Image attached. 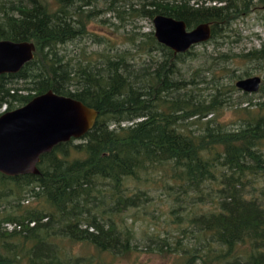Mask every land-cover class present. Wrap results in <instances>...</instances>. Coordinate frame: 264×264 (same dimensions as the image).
<instances>
[{"label":"rangeland","instance_id":"rangeland-1","mask_svg":"<svg viewBox=\"0 0 264 264\" xmlns=\"http://www.w3.org/2000/svg\"><path fill=\"white\" fill-rule=\"evenodd\" d=\"M198 1L224 10L213 23L191 19L189 29L210 26L211 40L177 54L158 41L154 19L163 14L152 12L183 7L185 2L196 6ZM219 2L0 0V41L26 42L37 27L54 35L36 49L19 78L2 79L5 88L24 99L37 95V83L59 82L62 96L80 95L99 113L89 133L71 144H59L56 160L66 170L71 147L79 152L74 156L86 157L72 163V182L81 202L88 201L85 212L99 227L130 243L129 254L116 264H264V171L257 170L264 162V136L239 150L232 166L216 163L218 157L207 151L201 156L208 173L194 177L181 171L191 162L186 156L192 138L204 135L207 128L242 134L261 120L264 131V0ZM116 77L119 93L103 96ZM252 77L261 79L258 91L236 88L237 81ZM167 80L180 86L171 89ZM138 98L141 103L134 105ZM7 99L12 110L23 106ZM200 102L213 103L214 113L190 116L189 106ZM6 108L9 103L0 113ZM122 129H142L141 143L121 154L117 163L98 161L104 144ZM171 149L180 152L179 158ZM36 179L8 182L13 190H0V232L47 220L39 197L42 203L56 195L57 185L43 187ZM19 207H28L25 220L23 210L15 211ZM49 212L58 222L61 214ZM225 214H235L240 222L239 241L232 249L227 246L225 228L231 225ZM67 224L64 220L59 226ZM90 227L81 225L94 231ZM76 252L84 250L77 246Z\"/></svg>","mask_w":264,"mask_h":264},{"label":"trees","instance_id":"trees-1","mask_svg":"<svg viewBox=\"0 0 264 264\" xmlns=\"http://www.w3.org/2000/svg\"><path fill=\"white\" fill-rule=\"evenodd\" d=\"M185 3L186 5L183 7L176 6L174 9L168 8L165 11L159 8L152 13L163 14L176 19L185 20L189 25H192L190 22L191 19L198 22H214L219 20L221 16V9L218 7L206 8L203 3L200 5V1L197 2L196 6L189 5L187 2ZM35 22L39 23L38 21ZM43 31L44 30L41 27H37L27 38L28 41H32L36 45V49H42V47L46 45L47 40L54 37L53 34L48 35ZM260 53H262V51H260ZM160 70L165 69L161 66ZM20 76L21 75L17 74L0 76V92H2V95L0 96V108L3 104L7 105L9 103V108L7 110L12 111L11 106L13 104L7 99L9 97L12 98V101L14 100V102L19 100L24 106L36 96L42 95L50 90L58 95H63V85L59 82L48 84L47 81L37 83V95L25 97L24 99H17L15 92L12 94V91L5 88V85L1 82L2 79H14L19 78ZM118 83L119 81L116 77L112 86L108 89L109 92H105L103 96L106 97L109 93L113 95L119 93L120 86H118ZM166 85H172L171 89L180 86L179 82L173 83L171 80H167ZM71 98L88 105L85 99L80 95L71 96ZM139 103H141L139 98L133 101L134 105ZM214 107L215 105L213 103L205 106L200 102V104L189 106V113L190 116L200 115L202 118H205L207 114L214 113ZM133 120H131V122ZM139 122L140 121L132 123L141 126L143 123L139 124ZM260 124L261 120H258L255 123L256 127H253L248 132L242 134H226L219 129L213 130L207 128L204 135L192 138L193 147L186 156L191 162L182 165L181 171H189L194 177L199 174L208 173L209 166L204 162L201 156L202 153L207 151L218 157L216 163L221 162L223 165L232 166L234 162L233 157L237 155L239 150L248 149V145L253 139L264 136V131L261 130ZM142 129L131 132L127 129H122L120 133L112 134L109 141L104 144L103 151L98 155V161L101 159L113 160L115 163L119 162L121 154L132 151L135 145L141 143ZM148 145L150 146V144ZM61 148L62 145H59L52 151V153L46 154L42 157L39 166V175L7 177L0 174V190H13L11 184L8 182L29 180L35 177L37 178V183L43 187L50 184L57 185L56 191L58 192H56V195L47 198V200L42 203L40 201L44 199L39 197L38 202L40 208H42L40 211L49 216L46 217L47 220L45 222L39 220L38 222H35L33 226H30L29 224H19L11 232H0V264H116L121 257L129 254L130 243L124 242L116 232L102 230L95 217H93L90 212L89 215L84 210V206L88 201L83 203L84 201L81 199L82 196L77 192L75 189L76 186H74L72 181L76 174L73 164H75L76 161L83 162L86 157L78 158V156H74V154H79V152L71 147L70 154L65 159L68 167L66 170H62L58 160H56V152ZM172 152L176 155V158H179V151L176 152L175 150H172ZM257 170L264 171V162L259 163ZM81 172H85V175L88 174L86 169H82ZM65 195H68L70 199L66 200ZM21 210L25 212L23 217L25 220L29 214L28 207L15 208L16 212ZM53 210L61 214L58 222L55 214L49 212ZM9 217L11 218L10 215ZM224 217L227 219L228 224L231 225V227L225 229H227V246L232 249L239 241L238 235L240 232V222L237 221L235 214H225ZM43 219H45V216H43ZM74 219L75 221H73ZM64 220H68L69 224L62 228L59 224ZM196 221L199 223L198 225L202 223V219ZM83 223L89 224L91 226L90 228H94V231H89L87 228L85 230L81 229ZM206 223L207 221L204 222V225ZM18 227L19 229H17ZM51 230L55 231V233L50 234ZM77 246H80L81 250H84V252H76ZM235 264L240 263L235 262ZM255 264H260V262H256Z\"/></svg>","mask_w":264,"mask_h":264},{"label":"water","instance_id":"water-1","mask_svg":"<svg viewBox=\"0 0 264 264\" xmlns=\"http://www.w3.org/2000/svg\"><path fill=\"white\" fill-rule=\"evenodd\" d=\"M158 41L176 53L211 38L207 24L188 32L187 25L167 16L154 19ZM32 41H0V76L18 74L34 58ZM259 77L239 80L237 88L258 91ZM99 113L71 97L48 91L26 105L0 115V174L7 177L39 175L42 157L62 143L82 138L92 129Z\"/></svg>","mask_w":264,"mask_h":264},{"label":"flooded vegetation","instance_id":"flooded-vegetation-1","mask_svg":"<svg viewBox=\"0 0 264 264\" xmlns=\"http://www.w3.org/2000/svg\"><path fill=\"white\" fill-rule=\"evenodd\" d=\"M217 1H221V2H219V3H221V5H226L227 4V0H217ZM221 10H224L223 8H220ZM170 17V16H169ZM171 18H174V17H171ZM174 19H176V18H174ZM176 20H178V21H183V22H185V24L187 25L188 23L185 21V20H180V19H176ZM211 23H213V22H211ZM201 25H203V24H201ZM196 27H194L193 29H189L188 28V26H187V31L188 30H194V29H196L198 26H200V25H195ZM188 32H190V31H188ZM211 37H212V30H211ZM211 40V38L209 39V40H207V41H205V43L206 42H208V41H210ZM202 43H204V42H202ZM193 48V46L188 50V51H190L191 49ZM188 51H186V52H183V53H177V54H185V53H187ZM176 54V55H177ZM5 75H11V74H5ZM239 81H237L236 83H238ZM236 85V84H235ZM236 88H237V86H236ZM237 89H239V88H237ZM240 90V89H239ZM8 108H6L3 112H8V110H7ZM3 112H1L0 114H3ZM59 146V145H58ZM56 148V147H55Z\"/></svg>","mask_w":264,"mask_h":264},{"label":"built area","instance_id":"built-area-1","mask_svg":"<svg viewBox=\"0 0 264 264\" xmlns=\"http://www.w3.org/2000/svg\"><path fill=\"white\" fill-rule=\"evenodd\" d=\"M3 111H4V110H3ZM3 111H2V112H3Z\"/></svg>","mask_w":264,"mask_h":264}]
</instances>
